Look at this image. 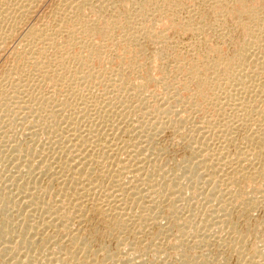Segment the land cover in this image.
Returning <instances> with one entry per match:
<instances>
[{
	"label": "bare ground",
	"instance_id": "6f19581e",
	"mask_svg": "<svg viewBox=\"0 0 264 264\" xmlns=\"http://www.w3.org/2000/svg\"><path fill=\"white\" fill-rule=\"evenodd\" d=\"M39 1L0 0V50L19 35L7 48L11 63L0 73V264H84L78 251H92L88 231L77 234L73 225L89 208L113 237L129 226L148 227L167 208L179 234L194 231L206 240L204 230L214 219L188 201L197 192L214 203L217 216L222 213L221 221L215 218L220 223L237 206L253 207L254 189L252 196L242 189L245 194L227 170L254 182L264 179V0H257L260 6L255 0H57L45 18L21 32L12 15L27 22ZM185 34L192 37V51L181 53ZM229 40L237 50L227 51ZM15 126L26 130L28 142L18 139ZM167 128L179 132L189 150L169 176L153 157L156 137ZM240 133L242 147L236 144ZM45 175L50 182L43 185ZM197 216L202 218L196 226ZM169 230L147 231L152 246H142L154 254L167 244L178 256L189 255L195 244L186 246L188 239L176 235L167 242ZM244 244L233 250L242 255ZM262 245L241 260L264 264ZM140 254L119 259L146 264ZM206 255L194 264L212 263L215 256Z\"/></svg>",
	"mask_w": 264,
	"mask_h": 264
},
{
	"label": "rangeland",
	"instance_id": "374dc122",
	"mask_svg": "<svg viewBox=\"0 0 264 264\" xmlns=\"http://www.w3.org/2000/svg\"><path fill=\"white\" fill-rule=\"evenodd\" d=\"M57 0H40L39 2H38V4L35 6V8L34 9H32L33 10V12H32V10H31V12L28 14L29 16V18L27 17V22H25L24 23V21H22L21 22V20L19 21V20H17L16 18H17V13H15L16 15H12V16H14L13 18H12V23H15L16 25H18L19 27L18 28H20V31L22 32V30L24 31L25 29H26V27H27V25L29 26V25H32V24H34V23H38L40 20H42L43 18H45L50 12H51V10H52V7H53V5H54V3L56 2ZM249 1H252V0H249ZM254 1V0H253ZM252 1V2H253ZM255 1H256V3H255ZM254 1V4L256 5H258V6H260L259 4H258V2H257V0H255ZM251 4V3H250ZM253 4V3H252ZM258 6H256V7H258ZM117 7V6H116ZM119 7H120V9H119ZM123 6H118V8L116 9V11L119 9L120 11H122L123 9ZM196 8V7H195ZM122 9V10H121ZM86 12H88V10H86ZM89 13V12H88ZM87 13V14H88ZM14 14V13H13ZM183 16H187V13H184L183 12V14H182ZM14 19H16V20H14ZM16 21H17V23H16ZM19 21V22H18ZM32 23V24H31ZM26 25V26H25ZM24 26H25V28H24ZM17 27V26H16ZM15 28V27H14ZM21 28H24V29H21ZM17 29V28H16ZM20 31L18 30L17 32L18 33H20ZM17 33V34H18ZM20 35H21V33H20ZM185 35H186V37H185ZM185 35H182L183 37V39H181L180 37V39H179V43L180 44H178V46L180 47H178V49H182V50H179V51H181V53H184L186 50H190V51H192L191 49H189V48H187V45H188V43L191 41V38L192 37H190L191 35L190 34H185ZM187 35L189 36V37H187ZM16 38V36L13 38L14 40H15V43H14V41H13V39H12V43L10 42L11 41V39L10 40H8L7 41V43H6V46L8 45V43L10 44V45H8L7 47H5V49H4V47L0 50V73L2 72V71H4V70H6L7 69V67H9V65H10V61H11V57H9V56H11L10 54H9V50L11 49L10 47H12L13 48V46H15L16 44H17V42H18V40H19V35L17 36V38ZM187 38V39H186ZM18 39V40H17ZM189 39V40H188ZM185 41V42H184ZM187 42V43H186ZM229 43L227 44V42H226V47L228 48H226L227 49V51H229V49H230V51L229 52H233V51H235V50H237L238 49V47H234V46H236L235 44H233L232 43V40H229L228 41ZM186 43V44H185ZM13 44H15V45H13ZM184 44V45H183ZM232 44V45H231ZM185 48H184V47ZM238 46V45H237ZM9 50H8V49ZM232 48V49H231ZM185 49V50H184ZM225 49V50H226ZM2 51V52H1ZM5 51H6V53H5ZM178 51V52H179ZM8 54V55H7ZM151 54V51H150V53H148V55H150ZM191 54H196V53H193V52H191ZM3 56V57H2ZM6 56V57H5ZM10 59V60H9ZM7 61V62H6ZM8 63V64H7ZM6 64V65H5ZM155 65L157 66V65H159V62H158V64H157V62L155 63ZM6 68V69H5ZM16 127V126H15ZM16 128H20V129H17V130H21V131H19L18 132V134H17V137H18V139L21 137V141L22 142H28L29 140H30V137H28L27 138V136H26V130L24 131V130H22L21 128H23V127H16ZM184 129H186V127L184 126ZM14 130H15V128H14ZM166 130V129H165ZM167 130H168V133H167ZM167 130L166 131H164L163 133H164V135H163V133H161L159 136H157L156 138V142H155V146H156V148L158 147V149L156 150L157 151V154H158V152H159V155H162L161 156V159H160V161H159V158H160V156L159 155H157V154H154L153 155V157H159L158 159H157V161L158 162H161L160 163V167H164V168H162L164 171H165V173L167 174V176H169V175H171V173H173V171H175V169H177L178 167H179V164L181 163V160H183V158L186 156V155H188L187 153H189V150L187 149V147H186V140L185 139H183L181 136H180V133L179 132H174L173 130H171V129H169V128H167ZM16 131V130H15ZM20 132H22L23 133V135H25L26 137H23V135H22V133H20ZM20 133V134H19ZM167 133V134H166ZM179 133V134H178ZM169 134V135H168ZM176 134V135H175ZM21 135V136H20ZM173 136V138H171L172 136ZM238 135V136H237ZM236 136V139H237V141L239 142H237L236 141V144L239 146V147H242L243 146V144H242V135H241V133L240 134H237ZM169 136H171L170 137V139H171V141L169 140ZM174 136L177 138V139H175L174 138ZM22 137H23V139H22ZM159 137V138H158ZM180 137H181V139H180ZM26 140H25V139ZM179 138V139H178ZM240 138H241V140H240ZM161 141H160V140ZM167 140H169L170 142L168 143V141ZM179 140V141H178ZM181 140V141H180ZM183 140H185V141H183ZM240 140V141H239ZM164 141H165V143H164ZM178 141V142H177ZM172 142V143H171ZM173 142L174 143H177L176 145H173ZM179 142H181L180 144H179ZM183 142V143H182ZM159 143V144H158ZM167 144H169V146L167 145ZM240 144V145H239ZM170 145H172L173 147H170ZM161 146V147H160ZM165 146V147H164ZM166 147H168V148H166ZM177 147V148H176ZM160 148V149H159ZM163 150H162V149ZM176 148V149H175ZM183 148V149H182ZM233 148H234V146H233ZM233 148H230V149H232L231 151L230 150H228L231 154L232 153H234V151H235V149H233ZM178 149V150H177ZM182 149V150H181ZM161 152H160V151ZM165 152V153H164ZM7 154H9V151H7L6 152ZM161 153V154H160ZM164 155H163V154ZM165 160V161H164ZM167 161V162H166ZM176 162H180L179 164L178 163H176ZM176 163V164H175ZM163 165V166H162ZM176 165L178 166L177 168H176ZM233 170V169H232ZM231 170V168L230 169H228L227 170V172L229 173L228 175H230L231 176V178H235L233 181L235 182V184H236V186L241 190V191H243L242 189H244V191H248V194L246 193V192H244L245 194H247V195H251V191H252V189H254V192L252 193L253 195H254V193L256 194L255 196H253L254 198H253V207H246L245 205H242V207L241 206H237V207H239V208H237L236 207V209H237V211H235L236 209L235 208H233L230 212H231V214H229L230 215V217H229V215H228V217L226 218V220L224 221V222H219V221H221L220 219H223V218H218V217H222V213H220V215H216L217 213H216V211L217 210H213L212 211V204H214V203H211V202H209L208 203V201H207V199H204V197H203V195H204V193H203V195H202V191H200V192H197V194L193 197V198H190L188 201L189 202H192V203H190L191 205H193V203H194V207L195 208H197V210L200 212V213H202L201 215L204 217V216H206L207 218H208V221H209V216H211V220L212 219H214V220H212L211 222H210V224L212 223L213 224V227H215L216 228V226H215V224L214 223H217L216 225H218L217 226V228L215 229V228H213L212 227V224H211V227H210V224H208L209 226H208V228L206 227L205 228V230H204V234L205 235H208L207 237H206V240H205V237H203V238H198L197 239V237H195V234H194V231H193V235L192 234H189L190 232H188L187 230H186V232H188V233H183V235H181V234H179V226H177V225H175L174 224V226H172V222L170 221V219H169V217H167L166 216V213L164 212V211H166V209L167 208H164V209H161L162 210V212H161V217H160V214H159V216H158V218L157 219H154V220H152V222L150 221L149 223H148V227H145L146 228V230L144 231L143 229H145V228H136V226H129L128 228H126V231H125V233L123 232V230H122V232H123V234H121L122 232H119V234H121V236L119 235V234H117V233H114L113 235H114V237L112 236V234H108V232H107V227L104 225V221L102 220V217L101 216H99L96 212L94 213V211L92 210V209H90L89 207V210L86 212V214L87 215H85L84 216V219H82L81 220V222L78 224V223H74V229H75V231L76 232H78L77 234H85V233H87V231H88V234H86V236L85 237H87L89 240H90V247L92 246V248H91V252H89V253H87L86 255L84 254L83 255V252L82 251H78V254L80 253V254H82V255H80L79 254V256H80V258L84 261V264H86L87 262H88V264H90L89 262H92L91 264H98L99 262H101L102 264H110V263H114V258H116L117 259V261H118V263H122V262H124L126 259H128V258H130L131 256L130 255H132V258H134V257H137L136 255H138V254H140V253H142V254H140L141 256L143 255V259H146V260H144V262L146 261L147 263L146 264H152V262H153V264H182V263H190V264H194L195 262V259H196V257H197V259H196V262H201V260H202V258H204V256L206 255L207 257H212V259H213V257H214V259H213V261H212V259H211V261H212V263H210V264H250V263H247V262H245L246 261V259H244V257H248L249 255H251L252 253H254V251L258 248V247H260V245H261V247L263 246L262 244H264L263 242H264V197H263V195H261V193L262 194H264V183H262V182H264V179H262V178H258V179H255V182L254 181H252V180H254L253 178H250V179H244V177H242L239 173H238V171H236L235 172V170H233L232 171ZM169 171V172H168ZM250 171H252V174L255 172L254 171V169H250ZM237 174V175H236ZM238 175H239V177H238ZM45 176H46V178H45ZM44 176V178H43V181H42V184L43 185H45L44 183L46 182L47 183V181H49L50 182V179H49V177L47 176V175H45ZM257 176H255V178H256ZM48 178V179H47ZM237 178V179H236ZM230 179V178H229ZM180 180H182V179H180ZM257 180V181H256ZM263 180V181H262ZM183 181V184L185 183V181L184 180H182ZM240 181V182H239ZM52 182V181H51ZM245 182V183H244ZM250 184H249V183ZM261 182V183H260ZM54 181L52 182V184L54 185ZM255 183V184H254ZM242 184H244V185H242ZM254 184V185H253ZM258 184V185H257ZM263 184V185H262ZM253 185V186H252ZM259 185L260 186H262V187H260L259 188ZM0 187H1V185H0ZM244 187V188H243ZM253 187H257L256 189H257V192H256V189L255 188H253ZM2 188V187H1ZM53 188H55L54 186H53ZM251 190H250V189ZM261 188L263 189V190H261ZM259 190L260 191H262V192H259ZM250 191V192H249ZM3 191L2 190H0V193H2ZM198 193H200V194H198ZM259 195V198L257 197L258 195ZM202 195V196H201ZM197 196V197H196ZM252 196V195H251ZM167 197H169V195L167 194L164 198H167ZM196 197V198H195ZM203 197V198H202ZM256 197V198H255ZM260 197H263V198H260ZM192 199V200H191ZM197 199V200H196ZM202 199V200H201ZM256 199V200H255ZM262 199V200H261ZM191 200V201H190ZM205 200V201H204ZM258 200V201H257ZM257 201V202H256ZM260 201V202H259ZM205 202V203H204ZM256 202V203H255ZM210 203H211V205H210ZM255 203V204H254ZM198 206H197V205ZM207 204V205H206ZM204 205H206V206H204ZM256 207H255V206ZM257 205H259V206H257ZM221 206V205H220ZM88 208H86V209H88ZM207 208L208 209H210V210H208L207 211ZM242 208V209H241ZM250 208V209H249ZM256 208V209H255ZM202 210V211H201ZM205 210V211H204ZM245 210V211H244ZM89 213L91 214V215H89ZM207 213H209V214H207ZM214 213V214H213ZM163 214H164V216H163ZM204 214V215H203ZM247 214V215H246ZM185 215H187L188 216V214L187 213H184V214H182V216H183V218H185L186 216ZM207 215H209V216H207ZM95 216H96V218H95ZM168 218V220H167V218ZM202 216H199V218H198V216H197V220H196V218H195V222H194V224L197 226V224L199 225L200 224V221H201V219L200 218H202ZM92 217V218H91ZM232 217V218H231ZM94 218V219H93ZM100 218V219H99ZM166 218V219H165ZM215 218H217V220H219V221H217ZM230 218V219H229ZM199 219H200V221H199ZM227 219H228V221H227ZM236 219H237V221H236ZM245 219V220H244ZM84 220V221H83ZM99 220V221H98ZM157 221V222H154V221ZM233 220V221H232ZM92 221V222H91ZM158 221H159V223H158ZM216 221V222H215ZM236 223H235V222ZM84 222V223H83ZM88 222V223H87ZM169 222V224H165V223H168ZM182 222V220H180L179 221V223H181ZM199 222V223H198ZM82 223H83V225H82ZM91 223V224H90ZM103 223V224H102ZM152 223H154V224H152ZM155 223H157V224H155ZM162 223L163 224H165V225H163V226H161L162 225ZM221 225H220V224ZM233 223L235 224L234 225V227H233ZM223 224V225H222ZM228 225V229L226 228L227 226L226 225ZM236 224H237V227H236ZM80 225V226H79ZM90 225V226H89ZM99 225V226H98ZM154 227H153V226ZM158 225V226H157ZM231 225H232V227H231ZM151 226V227H150ZM170 226H171V228H170ZM221 226V227H220ZM78 227V228H77ZM90 227V228H89ZM133 227H135V229H133ZM162 227V228H161ZM164 227V228H163ZM174 227V228H173ZM209 227H210V229H209ZM231 227V228H230ZM238 228V229H236V228ZM83 228V229H82ZM89 228V229H88ZM130 228H132V229H130ZM157 228H158V230L159 229H170L171 230V232H170V230H169V232L172 234L173 233V235H170V240L169 239H166L167 240V242L168 241H173V238L175 239V237L176 236H178L179 238H180V236H182L181 238L182 239H185V241H186V246H189V244L190 245H192L193 246V244H195L192 248H190L189 250H188V252H187V254H189V255H186L184 258H182L181 256H178V254H175V251L173 250V251H171L172 249H170L169 247H168V245L166 244L167 242H166V240L164 241L163 240V242H165V243H163V244H166L165 246L164 245H161V248L158 250V252H155L154 254L152 253V252H150L149 250H150V247L152 246V242L153 241H150L151 243H149L148 241H146V240H150V239H152L151 237H152V233L151 232H153L154 233V231H157ZM229 228H230V230L232 231H230L229 230ZM254 228V229H253ZM77 229V230H76ZM80 229V232L78 231ZM94 229H96V230H94ZM130 229V230H129ZM148 229H150V231L148 230ZM153 229V230H152ZM177 229H178V231H177ZM225 229V230H224ZM233 229H235V231L233 230ZM247 229V230H246ZM92 230V231H91ZM94 230V231H93ZM127 230H129L131 233H129V231H127ZM132 230V231H131ZM136 230H138V231H136ZM140 230H141V233H140ZM210 230V231H209ZM227 230V231H226ZM237 230V231H236ZM83 231V232H82ZM98 231V232H97ZM106 231V232H105ZM136 231V232H135ZM142 231H144V232H142ZM147 231L149 232V233H151V234H149V233H147ZM229 231H230V233H229ZM138 232V233H137ZM177 232V233H176ZM206 232V233H205ZM219 232H220V234H219ZM225 232V233H224ZM237 232V233H236ZM240 232V233H239ZM91 233V234H90ZM93 233V234H92ZM136 233V234H135ZM140 233V234H139ZM169 233V234H170ZM175 233V234H174ZM231 233L233 234V235H231ZM239 233V234H238ZM90 234V235H89ZM147 234H149V235H147ZM215 234V235H214ZM227 234V235H226ZM228 234H230V235H228ZM248 234V235H247ZM116 235H119L118 237L120 238H118ZM127 237H126V236ZM146 235V236H145ZM174 235H176V236H174ZM187 237V238H185V236ZM190 235H191V237H190ZM227 237H226V236ZM235 235V236H234ZM237 235H239V236H237ZM242 235H244V236H246L244 239L242 238ZM1 236V235H0ZM94 236V237H93ZM112 236V237H111ZM135 237V238H133V237ZM144 236V237H143ZM192 236H193V239L194 238H196V240L194 241L193 239H192ZM212 236H213V238H215V239H217L216 241H215V239H213L212 238ZM216 236H217V238H216ZM218 236H220L219 238H218ZM222 236H224V237H222ZM228 236H230V237H228ZM243 236V237H244ZM59 238V240H58V238ZM57 237H55L54 239H55V241L56 242H60V244L61 243H63V244H68V242H67V240H66V238H60V236H57ZM116 237L118 238V240L116 239ZM124 237H126L127 239H125ZM143 237V238H142ZM147 237V238H146ZM223 238V240L225 241L226 240V238L227 239H229V240H231V243H230V241L229 242H225V245H224V241H222V239H220V238ZM121 238H122V240H121ZM133 238V239H132ZM150 238V239H149ZM189 238H190V240H189ZM237 240V243L235 242V239ZM244 240V242L246 243V244H244V242H243V240ZM62 239V240H61ZM92 239H94V240H92ZM124 239V240H123ZM129 239V240H128ZM144 239V240H143ZM64 240H66V241H64ZM126 240V241H125ZM134 241V246L136 247H134L133 245H132V242ZM136 240V241H135ZM240 240H242V241H240ZM125 241V242H124ZM140 241V242H139ZM144 241H145V243H144ZM192 241H194L195 243H193ZM203 241V242H202ZM95 242V243H94ZM121 242V244H118V243H120ZM141 242L142 243H144V244H147V245H150V246H148L149 247V250H148V248H147V246L145 245L144 246V244H143V246H142V244H141ZM147 242V243H146ZM196 242H197V244L198 245H196ZM205 242V243H204ZM207 242V243H206ZM233 242H234V245H233ZM243 242V243H242ZM261 242V243H260ZM124 243V244H123ZM127 243V244H126ZM220 243V244H219ZM221 243L227 248V251H225V258H224V256H223V250H224V246L223 245H221ZM229 245H228V244ZM237 245H236V244ZM259 243V244H258ZM118 244V245H117ZM126 244V245H125ZM227 244V245H226ZM233 245V248L231 247L232 245ZM241 244H244V249H243V253H242V255L244 256L243 257V259L241 260V254L239 255V254H237L238 252H235L236 251V249H237V246H239V245H241ZM100 245H102V246H100ZM110 245V246H109ZM125 245V246H124ZM128 245H130L129 247H128ZM223 246L222 248H220L221 246ZM106 248V249H108V251H110L109 253H110V255H108V254H106V252H104V251H101V250H103L102 248H104V247ZM109 246V247H108ZM120 246V247H119ZM131 246H133L132 248H131ZM138 246V247H137ZM200 246V247H199ZM210 246V247H209ZM234 246H235V248H234ZM248 246V247H247ZM256 246V247H255ZM258 246V247H257ZM96 247L98 248V250H96ZM99 247L101 248V250L99 249ZM120 249H119V248ZM216 247H218V248H216ZM255 247V248H254ZM2 248V247H1ZM130 248V249H129ZM167 248H169V249H167ZM226 248H225V250H226ZM123 249H125L126 251L129 249V251L132 249L133 251H134V249L137 251H134L135 253H138V254H136L135 255V253L131 250L130 252L128 251V252H126L125 250H123ZM143 249L144 250H148V251H146V252H144L143 253ZM193 249V250H192ZM202 249V250H201ZM235 251H234V250ZM245 249H247V250H245ZM94 250L96 251V253L94 252ZM117 250V251H116ZM141 250H142V252H141ZM164 250H165V252L167 253H169V254H164L163 252H164ZM162 251V252H161ZM196 251V252H195ZM216 251V252H215ZM221 251V252H220ZM223 251V252H222ZM247 251H248V255H247ZM37 252V256H36V254H35V256L36 257H38L39 258V256H41L42 254H38V253H40V251H35V253ZM41 252H42V250H41ZM44 252V251H43ZM42 252V253H43ZM95 253V255L97 256V257H95V258H93L94 260L93 261H91L92 260V257H93V255H94V253ZM112 252V253H111ZM119 252V253H118ZM120 252L123 254L124 252H126V253H124L123 255L122 254H120ZM149 253V254H146V253ZM194 254H193V253ZM103 253V254H102ZM113 253H115V255L113 254ZM117 253V254H116ZM133 253V254H132ZM154 255H152V254ZM159 253V254H158ZM174 253V254H173ZM209 253H211L212 255H210ZM215 253H217V254H215ZM111 254H113V255H111ZM127 254L130 256H127ZM162 254V255H161ZM192 254V255H191ZM219 254V255H218ZM232 254V255H231ZM245 254V255H244ZM7 256H6V258L8 259L9 257H8V255L9 254H6ZM87 255H89V256H87ZM94 255V256H95ZM106 255V256H105ZM110 257V259H109V257ZM118 255V256H117ZM145 255V256H144ZM147 255V256H146ZM153 257H152V256ZM166 255V256H165ZM168 255V256H167ZM169 255H171V256H169ZM196 255H198V256H196ZM204 255V256H203ZM218 255V256H217ZM221 255V256H220ZM84 256V257H83ZM87 256V257H86ZM159 256V257H158ZM188 256V257H187ZM189 256H191V257H189ZM238 256V257H237ZM240 256V257H239ZM104 257H106V258H104ZM108 257V258H107ZM147 257V258H146ZM166 257H169V258H166ZM177 257V258H176ZM181 257V258H180ZM199 257V258H198ZM87 258H88V261H87ZM91 258V260H89ZM107 259V261L105 262V261H103L104 259ZM119 258H124L123 260L121 259H119ZM149 258V259H148ZM166 258V259H165ZM190 260H189V259ZM216 258H217V260H216ZM103 259V260H102ZM116 259H115V263L114 264H117L116 262ZM171 259V260H170ZM183 259H185V260H183ZM225 259V260H224ZM109 260V261H108ZM177 262H176V261ZM183 260V261H182ZM214 260H216V261H214ZM222 260V261H221ZM95 261V262H94ZM98 263H97V262ZM104 263H103V262ZM120 261V262H119ZM122 261V262H121ZM149 261V262H148ZM171 261V262H170ZM173 261H175V262H173ZM181 261V262H180ZM238 261V262H237ZM242 261H244V262H242ZM179 262V263H178ZM218 262V263H217ZM186 263V264H187Z\"/></svg>",
	"mask_w": 264,
	"mask_h": 264
}]
</instances>
